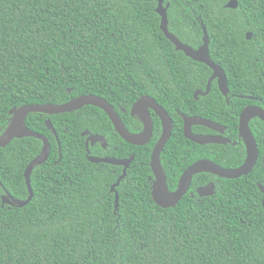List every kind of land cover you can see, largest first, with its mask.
I'll use <instances>...</instances> for the list:
<instances>
[{
    "label": "trees",
    "instance_id": "1",
    "mask_svg": "<svg viewBox=\"0 0 264 264\" xmlns=\"http://www.w3.org/2000/svg\"><path fill=\"white\" fill-rule=\"evenodd\" d=\"M228 2L164 0L169 29L196 48L206 27L211 57L225 69L230 95L259 96L264 105V0H238L236 9ZM157 6L158 0H0V134L14 107L63 103L83 94L106 98L133 132L143 129L140 118L130 114L142 95L155 97L173 113L182 98L206 83L203 68L208 66L176 50L160 28ZM211 92L219 99L216 82ZM222 99L214 109L224 111L221 122L234 138L240 111L255 101ZM174 118L161 154L171 190L202 153H181L185 138L179 117ZM156 120L152 140L134 145L96 106L55 115L30 113L26 125L49 138L51 152L35 167L34 196L21 207L3 204L1 195L7 190L28 198L24 173L43 142L24 137L0 147V264H264V194L258 187L264 185V121L251 122L260 158L248 175L196 174L192 188L215 177V193H188L163 208L152 197L150 179V156L161 135ZM85 130L108 142L106 148L101 141L90 145V155L135 156L116 188L117 210L111 186L123 168L91 162ZM225 147L229 153L224 157L218 151L225 160L216 156L218 163L236 167L244 161V145Z\"/></svg>",
    "mask_w": 264,
    "mask_h": 264
},
{
    "label": "water",
    "instance_id": "2",
    "mask_svg": "<svg viewBox=\"0 0 264 264\" xmlns=\"http://www.w3.org/2000/svg\"><path fill=\"white\" fill-rule=\"evenodd\" d=\"M238 0H229L227 3L228 8L236 9L238 7ZM168 6L164 5V0H158V6L156 8L157 13L161 16L160 28L165 36L175 45L176 50L183 51L188 57L195 61L203 62L214 70V74L211 77L208 84V91L211 87V83L214 78L218 77V85L220 90L227 94L229 92V85L227 75L221 65L216 63L210 56L209 53V34L206 27H203V42L195 49L192 45L181 41L173 32L169 29V18H168ZM252 37V32L247 33V38ZM71 92V89H68ZM92 105L103 109L110 120L112 121L117 133L127 142L134 145H145L148 144L154 135V122L151 116V110H153L162 121V134L154 144L151 156H150V167L153 173L152 180V197L154 201L163 208L173 207L180 202V200L187 194L190 189L193 177L197 173L209 172L219 177L224 178H240L248 175L255 167L258 157L259 148L257 145L256 137L250 127V120L253 117H259L264 121V107L258 105H249L245 107L239 116V135L243 139L246 146V158L244 162L237 167H223L215 161L209 159L197 160L184 170L181 174L177 187L171 190L168 185L166 170L162 164L161 154L169 139L172 136L174 129L173 120L168 112L158 104V102L150 95H142L138 100L135 101L130 109L132 116H137L143 122V129L139 132L130 131L119 112L115 107L104 97L97 94H83L74 97L63 103H30L24 104L20 107H14L10 110L11 121L6 130L0 134V147L7 146L16 138L24 137H35L43 142L42 150L36 155L27 165L25 170L26 184L29 190V196L27 199H19L14 197L10 192L5 190V193L1 195L3 204H9L12 206H25L27 205L34 196V191L31 183V175L36 166L45 163L51 152V143L49 138L35 130H32L26 125V118L30 113L40 112L49 115H55L60 113L72 112L79 110L85 106ZM125 111V108H122ZM191 119L194 124H203L211 128L219 129L215 122L201 117H192ZM187 124L185 126V135L187 138L199 143H226L229 140H223L220 136L212 135H196ZM46 125L55 136L58 138L57 131L50 119L46 120ZM83 136H86V148L88 152V159L94 163H108L118 166H123V172L117 179V181L111 186V191L115 193V208L119 206V193L117 187L120 185L122 179L126 176L127 170L132 164L135 156L132 154L128 158H116L112 156H93L90 155L89 146L95 145L98 142H103V146H107L105 136L92 133L89 130L83 132ZM264 165V156H263ZM258 187L264 194V185L258 183ZM215 192V184L209 183L204 187L198 188V194L200 196L212 195ZM264 206V197H263Z\"/></svg>",
    "mask_w": 264,
    "mask_h": 264
},
{
    "label": "flooded vegetation",
    "instance_id": "3",
    "mask_svg": "<svg viewBox=\"0 0 264 264\" xmlns=\"http://www.w3.org/2000/svg\"><path fill=\"white\" fill-rule=\"evenodd\" d=\"M198 47H196L195 49H197ZM209 53H210V51H209ZM210 56H211V54H210ZM215 62L222 66L221 63H219L217 61H215ZM222 68H223V66H222ZM224 71H225V69H224ZM203 72H205L204 75L207 76L206 83L203 84L201 87H196L193 90V92L191 94V97H188L187 99L182 98L181 99V102H179L178 108H175L174 109V112H176L175 114H174V112L172 113L168 108H166L162 103H160L159 101H157L155 99V97L152 96L158 102V104L161 105L168 112V114L170 115V117L173 120V124L174 125H175L174 115L176 117H179L178 118V121H181V123H182V132H183V136L185 138V140L181 141V144L179 145V149H180L181 153L183 155L185 154L186 156H189V157H196L197 156L196 155L197 151L198 152H201L202 151V153L200 154L201 156L200 157H197L191 164H193L197 160H201V159H209V160H212V161H215L216 163H218L215 160L216 159V156L221 157V159H223L222 156H221V154L218 153V151H220L223 154L224 157H226L227 153H229V151H228L229 148L228 147H225V146H227L229 144L232 145V146H238L239 145V146H241V148H242V145L245 146V143H244L243 139L239 135V127H238V133H237V135L234 138H232V132L228 129V124L227 123H224V122H221V120L224 117V116H222L224 114V111L221 108H219V110H215L214 109L215 108V103L217 104V100H219L221 102L223 100L222 98H224L227 103H230V101H231L230 99L232 97L233 98H236L237 97L239 99L240 98H244V99L247 98V99H250V100H254L255 102H251V103L245 104L243 106L242 110L245 107L249 106V105H258V106H263L264 107V105L261 103V98L259 96L243 95V94H232V95H230L229 92L227 94L223 93L220 90L219 85H218V77H216V78L213 79V81L211 83V87H210V89L208 91V84H209V81H210L211 77L214 74V70L208 66V69L203 68ZM225 73H226V71H225ZM214 82L217 83V86H218V88H219V90L221 92V95L219 96V99H217V95H218L217 93H212L211 92V90H212V84ZM121 111L123 113H126V110L123 111V109H121ZM241 111H240V113H241ZM240 113H239V116H240ZM151 116H152V119H153V122H154V128H155V125L157 123V120L156 119H159L160 124H161V134H162V121H161V119L159 118V116L153 110H151ZM192 117H201L203 119L211 120V121L215 122L216 124H219L218 125L219 129L211 128V127H208V126L203 125V124H194V123H192L191 119H188V118H192ZM218 117L220 118V120L217 119ZM255 118H259V117H253L250 120V127H251V122ZM187 119L189 120V122H188L189 129H191V131L194 134H196V135L220 136L223 140L225 139V140H229V141H227L226 143L220 142V143L199 144V143H197V142H195V141L187 138L186 135H185V126L187 124ZM226 120H227V117L225 118V121ZM238 123H239V117H238ZM251 129H252V127H251ZM139 131H141V129L138 130V131H136V132H139ZM102 144H103V142H102ZM257 145H258V142H257ZM107 146H108V144H107ZM106 147H104V148H106ZM258 148H259V145H258ZM245 149H246V146H245ZM238 150L239 149L236 148L233 151L234 152H237ZM263 156H264V152L262 154V162H263ZM245 158H244V160H245ZM259 158H260V148H259V157H258V159ZM223 162H225L224 159H223ZM191 164H189L186 168H188ZM218 164H220V163H218ZM241 164H239V165H241ZM220 165L223 166L222 164H220ZM223 167H225V166H223ZM122 168H123V166H122ZM197 174H199V173H197ZM210 174H213V173H210ZM213 175H215V174H213ZM217 181H218V178H215L214 177V178H212L211 180H208L205 183L196 185L194 188H192V183H191L190 189L187 192V194L189 193L191 196H194V193L195 192L198 194V188L204 187V186L208 185L209 183H214L215 184V191H216V182ZM192 182H193V180H192ZM208 196H210V195H208ZM201 197H203V196H201Z\"/></svg>",
    "mask_w": 264,
    "mask_h": 264
}]
</instances>
